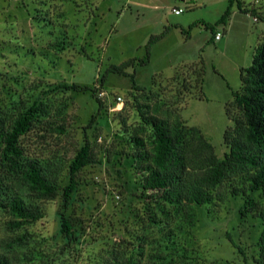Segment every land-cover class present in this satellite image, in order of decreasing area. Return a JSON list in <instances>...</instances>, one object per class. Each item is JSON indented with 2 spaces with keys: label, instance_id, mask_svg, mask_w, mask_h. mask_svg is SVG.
I'll use <instances>...</instances> for the list:
<instances>
[{
  "label": "rangeland",
  "instance_id": "obj_1",
  "mask_svg": "<svg viewBox=\"0 0 264 264\" xmlns=\"http://www.w3.org/2000/svg\"><path fill=\"white\" fill-rule=\"evenodd\" d=\"M228 1L0 0L2 119L8 122L13 118L11 106L15 101H28L31 95L38 100L49 83L87 88L58 96L52 94L50 103L54 117L57 107L67 96L72 101L67 111V134L62 143L53 136L47 141L34 137L28 150L42 151L46 156L50 150L61 147L71 150L82 140L83 128L91 126L87 133L104 164L83 171L86 185L81 187L70 213L92 226L99 239L102 238L99 230L102 224V233L111 244L117 238L114 233L125 235L126 225H131V211L142 206L137 200L132 205L134 198L129 186L128 193H123L120 199L121 189L114 186L121 183L117 180H122L123 174L130 169L127 161L121 158L120 164V156H115L110 165L104 159L106 149L119 153L124 147L116 136L118 120L127 119L128 126L136 125L135 113L130 107L121 117L117 115L130 99L132 79L109 69L132 59H144L150 38L168 30L164 39L152 46L150 63L137 64L127 72L135 73L138 86L160 94L166 104L162 115L167 109L182 106L180 113L185 123L200 129L214 145L217 155L224 158L228 152L224 134L232 125L226 107L234 100L233 93L241 88V69L252 64L256 48L264 37V22H255L254 16L238 11L226 28L220 25L214 32L199 23L215 24L225 12ZM244 1L247 6L256 4L264 11V1ZM175 5L185 12L176 15ZM217 32L222 33L221 41L214 40ZM196 66L204 68L206 97H188L183 104L173 105L176 98L171 81L187 75ZM103 80L98 94L104 91L107 96L102 100L105 107L99 111L93 90L100 87ZM119 96L123 99L121 107L116 102ZM95 115L97 118L91 124ZM13 183L17 191L28 196L20 181ZM131 185L134 187L136 183ZM254 198L260 199V195L255 194ZM59 204L58 200L45 203L48 217L37 229L47 234L55 233L54 215ZM213 208L211 205L195 207L196 224L190 234L180 240L184 248L181 254L186 257L180 263L256 264L262 221L251 212L244 213L245 202L241 197H231L220 209ZM6 220L7 214L0 211V233Z\"/></svg>",
  "mask_w": 264,
  "mask_h": 264
},
{
  "label": "trees",
  "instance_id": "obj_2",
  "mask_svg": "<svg viewBox=\"0 0 264 264\" xmlns=\"http://www.w3.org/2000/svg\"><path fill=\"white\" fill-rule=\"evenodd\" d=\"M235 11L264 22V11L258 5L229 0L215 24L199 23L214 32L220 25L226 28ZM167 32L150 38L144 59H132L109 69L132 79L130 99L117 115L121 117L130 107L136 125L128 126L127 119L118 120L116 136L124 147L119 153L106 149L104 159L110 165L115 156H120V164L121 158L127 161L130 169L114 186L121 189L119 199L128 193L129 186L132 205L135 200L142 205L131 211L127 233H114L117 238L113 244L102 233L103 224L99 239L92 226L70 213L81 187L86 185L83 171L104 164L87 133L91 126L83 128L82 140L71 150L53 149L48 156L28 150L34 137L47 141L53 136L62 143L67 134V111L72 101L67 96L54 117L52 94L87 88L49 83L53 88L44 89L38 100L31 95L28 101H15L10 121L0 116V211L8 216L0 233V264H183L180 262L186 257L181 254L184 248L180 240L196 224L195 207L211 205L214 210L220 209L231 197H241L244 213L255 214L263 223L255 262L264 264V37L252 64L241 69V88L227 104L226 114L232 125L224 134L228 152L220 158L201 130L189 127L182 119V106L167 109L162 115L166 104L160 94L141 88L135 82V73L127 72L137 64H149L152 46ZM204 76V68L196 66L187 75L175 77L171 81L175 86L173 105L183 104L188 97L204 99ZM104 82L93 90L99 111L105 107L98 94ZM35 88L39 89L38 85ZM96 118L93 116L91 124ZM15 181L24 186L27 197L15 189ZM255 194L260 199H255ZM55 200L61 201L54 215L57 229L47 234L37 225L48 217L45 203Z\"/></svg>",
  "mask_w": 264,
  "mask_h": 264
},
{
  "label": "built area",
  "instance_id": "obj_3",
  "mask_svg": "<svg viewBox=\"0 0 264 264\" xmlns=\"http://www.w3.org/2000/svg\"><path fill=\"white\" fill-rule=\"evenodd\" d=\"M173 11H174V13L176 14V15H181V14H183L184 12H185V10L184 9H180V8H176V9H173ZM254 20H255V22H258V19L257 18H254ZM222 39V33L221 32H217V34L215 35V37H214V40L215 41H220ZM107 96V94H106V92H104V91H102L100 94H99V97L101 98V99H103L104 97H106ZM116 102H117V106L119 107H121V106H123V99H122V97H117L116 98ZM113 110H117V109H113ZM121 110V109H120Z\"/></svg>",
  "mask_w": 264,
  "mask_h": 264
},
{
  "label": "crops",
  "instance_id": "obj_4",
  "mask_svg": "<svg viewBox=\"0 0 264 264\" xmlns=\"http://www.w3.org/2000/svg\"><path fill=\"white\" fill-rule=\"evenodd\" d=\"M181 1H183V2H184L185 0H181ZM176 8L183 9V8H182L181 6H179V5H175V8H174V9H176ZM235 12H236V11H235ZM235 12H234V13H235ZM220 41H221V40H220Z\"/></svg>",
  "mask_w": 264,
  "mask_h": 264
}]
</instances>
